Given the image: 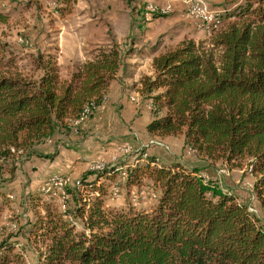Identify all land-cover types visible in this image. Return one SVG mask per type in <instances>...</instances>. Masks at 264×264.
<instances>
[{
	"label": "trees",
	"instance_id": "obj_1",
	"mask_svg": "<svg viewBox=\"0 0 264 264\" xmlns=\"http://www.w3.org/2000/svg\"><path fill=\"white\" fill-rule=\"evenodd\" d=\"M139 14L145 21L147 11ZM158 15L152 11L151 19ZM216 16L225 26L154 56L153 74L140 77L139 95L150 101L146 133L182 136L183 146L211 162L247 161L264 215V0H244ZM5 50L0 47V189L20 160L52 158L55 153L38 148L56 134L78 131L83 109L93 115L124 65L118 45L107 43L66 79L50 53L37 50L25 71ZM118 165L65 185L72 208L40 205L44 214L27 231L35 264H264V222L198 168L158 165L153 156L127 166V184L147 178L159 196L151 209L106 208L98 180L118 173ZM91 191L98 193L83 202ZM14 243L0 244L1 264L23 251L13 252Z\"/></svg>",
	"mask_w": 264,
	"mask_h": 264
},
{
	"label": "rangeland",
	"instance_id": "obj_2",
	"mask_svg": "<svg viewBox=\"0 0 264 264\" xmlns=\"http://www.w3.org/2000/svg\"><path fill=\"white\" fill-rule=\"evenodd\" d=\"M243 1L223 0V11L231 10ZM204 3L211 9V16L221 12H213L218 3H212L210 6L205 1ZM233 5L235 6L232 7ZM149 7L159 14L157 18L151 19ZM142 10L147 11L145 21H142L139 14ZM218 23L219 20L214 24L217 29L225 26L224 22ZM211 32V29L202 27L194 19L186 17L184 5L179 0H0V47L6 48L5 55H8V51L12 52L17 64L29 71L33 67L32 56L38 51L43 54L50 53L56 62L60 77L66 79L77 66L91 57L96 47L107 43L118 45L123 61L130 55L129 60H132V63L120 67L123 75L130 78L139 72L140 79L151 71L150 58L154 51L160 54L183 41L198 42L208 39ZM139 79L138 83L131 84L130 88L140 97ZM140 100L142 110L145 108L142 113L144 133V124L149 116L151 118L149 106L144 105L150 101L143 97ZM72 138V133L56 134L38 150L42 155L54 154L55 145H70ZM122 153L131 159L119 161L118 158L106 163L92 162L86 171L76 177L69 174L54 175L67 178V185L78 186L79 180L86 172L102 171L109 165L119 164L118 173L111 178L98 180V185L105 186L101 192L104 206L113 209L128 206L151 209L159 196L158 190L153 188L147 178L136 184H127L123 170L138 162L142 164L153 156L158 165L168 167L175 163L198 168L206 180H211L224 191L234 194L238 202L246 204L248 211L264 222V215L253 189L254 178L249 172L247 161L241 166H232L222 160L211 162L189 147L183 146L182 136L160 138L149 136L147 133L142 137V146L129 149L126 146ZM28 160L30 158L17 163L13 179L3 183V188L0 189V244L4 239H10L15 242L13 252L19 253V248L23 249L17 258L10 255L5 264H35V251L30 238L27 237V231L30 224L36 221L37 213L44 214L40 205L48 202L58 212H63L68 210V207L72 208L75 203L70 196H63L59 192L45 196L41 189L52 176L41 182L32 181V170L26 163ZM89 178L93 179L94 176ZM97 193L91 191L90 194H83L81 200L90 201ZM35 196L39 199V206L35 205ZM71 217L67 218L71 220ZM77 222L76 228L80 229ZM0 252L4 254L3 249Z\"/></svg>",
	"mask_w": 264,
	"mask_h": 264
},
{
	"label": "crops",
	"instance_id": "obj_3",
	"mask_svg": "<svg viewBox=\"0 0 264 264\" xmlns=\"http://www.w3.org/2000/svg\"><path fill=\"white\" fill-rule=\"evenodd\" d=\"M204 1L209 6L218 3L213 12L223 11V0ZM35 48L38 49L37 46ZM156 55L157 51H154L152 58ZM129 56L124 59L126 66L132 63ZM152 58L151 71L147 75L153 73ZM132 76L126 77L122 69H119L116 78L108 87L103 103L89 119L80 124L78 131L71 132L73 138L70 145L65 144L66 147L64 144L55 145V154L52 158L32 157L26 162L32 170V181L41 182L54 174H69L76 177L86 171L92 162L106 163L118 158L119 161L131 159L122 153L123 149L126 146L128 149L142 146V137L146 134L145 128L151 119L149 116L142 133V113L145 108L142 110L141 98L130 88L131 84L138 83L139 72ZM144 106H149L150 111V103Z\"/></svg>",
	"mask_w": 264,
	"mask_h": 264
},
{
	"label": "built area",
	"instance_id": "obj_4",
	"mask_svg": "<svg viewBox=\"0 0 264 264\" xmlns=\"http://www.w3.org/2000/svg\"><path fill=\"white\" fill-rule=\"evenodd\" d=\"M184 5L185 14L187 17L194 19L198 24L207 29H211L214 26L216 21H218L217 16H211V9L204 3L203 0H179ZM190 1H197V10H189ZM150 11L151 7H149ZM90 111L88 112L89 117ZM87 118H81L80 120H76L77 123H83Z\"/></svg>",
	"mask_w": 264,
	"mask_h": 264
},
{
	"label": "bare ground",
	"instance_id": "obj_5",
	"mask_svg": "<svg viewBox=\"0 0 264 264\" xmlns=\"http://www.w3.org/2000/svg\"><path fill=\"white\" fill-rule=\"evenodd\" d=\"M189 10H197V1H190ZM88 112L89 108L85 107L80 115L79 120L81 118H86L88 116ZM67 182V178H64L61 175H54L46 180L41 190H43V193L45 194H49L54 191L63 195L64 186L67 185Z\"/></svg>",
	"mask_w": 264,
	"mask_h": 264
}]
</instances>
